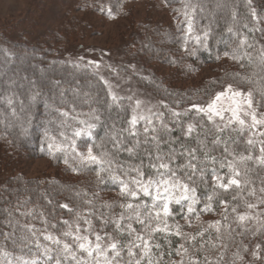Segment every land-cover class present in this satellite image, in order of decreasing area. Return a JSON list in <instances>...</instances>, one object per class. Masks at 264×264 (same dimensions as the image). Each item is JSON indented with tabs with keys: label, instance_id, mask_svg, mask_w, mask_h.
I'll list each match as a JSON object with an SVG mask.
<instances>
[{
	"label": "trees",
	"instance_id": "1",
	"mask_svg": "<svg viewBox=\"0 0 264 264\" xmlns=\"http://www.w3.org/2000/svg\"><path fill=\"white\" fill-rule=\"evenodd\" d=\"M162 1L168 6L174 4V14L167 12L168 23L159 18L143 25L142 35L135 34L132 39L137 47L130 54L139 66V71L132 75L133 80L159 99L165 112L133 125L131 107L124 98L116 99L120 113L110 117L114 112V98L105 90L104 81L98 75L87 76L76 65L69 70L82 72L78 81L94 85L90 89L91 103L81 94L70 95V91L56 97L53 92L57 88L47 78L35 83L34 92L26 84H13V87L0 84V145L13 148L15 153L21 146L23 150L27 148L56 158L64 173L73 175L66 179L67 184H58L66 185L59 189L61 194L55 188L21 184L22 174L0 178V264H5L3 252L23 259L49 254L47 264L57 261L102 264L96 262L94 255L80 250L75 239L87 236L96 243L97 235L102 246L117 244L118 257L109 264H127L124 260L132 259L127 258L129 252L137 253L145 241L153 246L155 264H178L180 256H186L191 250L196 254L184 264H252L244 262L248 256L239 261L235 258L241 252L248 255L257 245L261 255L256 264H264V129L257 138L263 140L260 146L248 137L246 130L227 127L222 131L219 123L198 110L205 99L226 83L250 90L264 108V0ZM86 2L88 6L106 3L110 7L105 11L107 15L112 14V8L118 11L124 4L123 0ZM241 24L245 26L239 28ZM28 47L31 48L28 53L35 58L50 62L49 66L40 64L43 73L57 63L71 64L63 59V49L58 45L34 42ZM152 55L158 57L160 65L178 69L171 74L158 73L148 65ZM3 59H0L1 73L14 64L11 62L5 67ZM209 65L215 66L213 77L195 86L179 83L191 81L196 72ZM58 75L67 79L65 84L72 83L70 72L59 71ZM15 79L14 75H0V83H15ZM27 102L39 108L30 113ZM24 125L28 138L21 139L23 136L19 138L17 132ZM105 126L125 131V134H116L119 143L115 150L106 140ZM77 131L81 133L79 136L75 135ZM132 137H137L142 144L132 148ZM84 146L90 147L101 161L82 160ZM12 154L6 155L8 161H14ZM161 162L168 163L169 169L158 171ZM160 172L165 173V179L173 178L174 172V178L190 180L195 188V203L181 200L180 204H169L170 215L165 217L162 208H152V199L142 191L137 199L122 193L121 181L135 190L137 186L131 183L134 179L146 183L149 179H159ZM214 176L224 180H214ZM229 178L237 179L239 184L227 190L220 188L219 183H227ZM49 197L54 200L56 210L49 208ZM22 200L35 210L14 209ZM190 203L191 213L188 212ZM128 204L133 208L129 209ZM36 210L41 211L43 224L32 223L27 217ZM156 211H160L159 218ZM256 211L261 213V221L254 227L251 214ZM64 212L72 217L62 215ZM137 212L144 224L137 220ZM218 215L224 218L221 225L213 219ZM201 216L209 219L200 220ZM241 216L245 219L241 220ZM86 219L88 222L84 223ZM17 225L22 227L21 235L4 228L13 229ZM64 244H69L72 251H66Z\"/></svg>",
	"mask_w": 264,
	"mask_h": 264
},
{
	"label": "rangeland",
	"instance_id": "2",
	"mask_svg": "<svg viewBox=\"0 0 264 264\" xmlns=\"http://www.w3.org/2000/svg\"><path fill=\"white\" fill-rule=\"evenodd\" d=\"M123 3L121 9L115 11L112 10V8V14L108 13L107 15L105 11L109 10L108 8L110 7H108L106 3L105 5L88 6L86 0H0V59L4 58L2 62L5 67L9 66L11 62L14 63L13 66L6 68L2 73L0 72V75L4 73L7 76L14 75L16 78L15 83L2 81L0 83L1 86H4L2 84H6L9 85V87H13V84L17 86L18 84L23 86L26 84L34 92L35 83L40 79L43 80L47 78L57 88V90L53 92L56 97L60 98L64 92L69 93L70 91V95L74 96L81 94L84 96L83 98L85 101L91 103L92 96L90 94V89H93L94 85L92 83L91 86L89 84L84 85L78 81V76L82 72H80L79 69L69 70L71 66L76 65L78 68H83L87 76L93 77L94 75H98L105 83V90H108L113 98L115 97V100H112L114 112L109 115L110 117L114 116V113H120L117 101L124 98L129 101L132 111V120L133 118H136V121L142 120L141 117H143V119H148L158 113L160 114V112H165L163 110V103H161L159 99L152 97L149 92L145 90L146 88H141L140 85L133 80L132 75L139 71V66L135 62V59L131 57L130 53L137 47V45L132 43L134 41L132 39L135 34L139 36L142 35L144 29L143 25L146 26L147 24L158 21L159 18L164 19L163 23H168L169 18L167 12L169 15H173L172 9L175 6L174 4L168 6L162 0H123ZM244 26V24H241V26L239 25L238 27ZM34 42H46L49 46L58 45L62 47L64 52L63 59L71 64H67L66 62L67 65L63 62V64L57 63L55 66L53 65L50 69H47L49 70L48 72L43 73V71L39 69L40 64L42 63L49 66L50 62L48 60H41L42 58H35L32 53H28L29 49H31L28 46ZM9 53L14 54V56L9 57ZM147 61L149 67L155 68L158 73L171 74L178 69V67L160 65L158 57L154 55ZM214 68V65L205 66L193 75L191 81L188 82L183 80L179 83L187 86L198 85L208 77L216 75L213 71ZM59 71L70 72L72 74V80L70 79L72 83L69 85L65 84L67 79L64 78V80L60 77V75H58ZM33 73H36V75L33 76ZM177 81L176 84L180 85ZM229 86H231V91H227ZM222 92L226 93V97H222L220 101V105H223L225 109V111L222 112L223 118H221V116H213L212 120L220 124V129L222 131L226 130L227 127L236 130H246L248 132V137L254 139L256 142L258 141V144L261 146L263 140L257 138L260 137L264 129V123L253 125L252 115L255 114L257 120L264 121V108L260 107L261 104L257 101V98L253 97L254 95L250 90L241 89L235 85L226 83L223 87L214 91L211 96L205 99L203 105H199L198 109H205V111L201 112H204L209 117L210 114L206 111L208 104L213 101L218 93ZM234 92H240L242 95L235 97L233 101L231 97ZM45 93L51 95V92L48 90H46ZM249 99L251 100V107L248 106ZM220 105H218V107ZM26 107L30 113L33 111L35 112L39 108L38 105L32 102H27ZM230 108L238 109L237 114L239 118L245 121L243 125L232 118V112L227 110ZM16 120L20 122L19 119ZM112 126H108V128L105 126L104 132L107 134L108 138L106 140L108 142L110 141V146L113 148L112 150H115L118 148L119 143V140L115 138L116 134L121 132L125 134V131ZM25 127L26 125L18 128V137L20 138L23 136L21 139L25 137L28 138ZM130 144L133 146L132 148H135L142 143L138 142L137 137H132ZM89 148L90 147L86 146L82 148L83 155H81V157L87 156ZM13 152V148H6L0 145L1 179L7 176L14 177L18 174H22L24 176V181L21 180V184H23L22 182H26L27 185L33 186L36 184L39 188H55L56 191L61 194L62 190L59 189L66 185L62 187L61 185L58 186V184H67L68 181L66 179L73 176L64 173L63 166L57 164L56 158L48 155L42 156L36 154L33 150H27V148L23 150L21 146L18 152ZM10 153H13L14 161H8L6 155ZM201 162H203V160H201ZM171 179L173 178H170V180ZM174 180L178 181L180 184H187L189 189H195L190 180L188 182L180 178H174ZM151 190L153 195H155V188ZM97 192L99 193L100 191L98 190ZM183 194L182 188H171V200L169 204L175 203V199H179ZM189 195L191 196V192H189ZM98 196L101 198L103 197L99 194ZM195 196L196 193L194 194V199ZM48 200L51 202L50 205L48 204L49 208L51 210H56L54 200L50 197ZM20 202L21 204L19 206L15 205L13 208H19L20 210L34 208L33 206L24 204L23 200L19 201V203ZM13 208L9 209V212H11L10 210H13ZM40 212L41 211L36 210L32 215L30 214L27 217H29L32 223L38 221L43 224L44 221L42 213ZM260 214L259 211L251 214L253 220L252 225H254V227L260 224ZM62 215H67V213L64 212ZM3 217H5V215ZM66 217L71 218L72 215L68 214ZM201 217H199L200 220L209 219L207 216ZM214 217V220H218V225H221V222L224 220L222 215ZM87 220L88 219L84 220V223L88 222ZM66 225L67 222L63 224V227ZM15 227L16 228L13 229L8 226L4 228L7 232L21 235L22 227L20 225ZM95 244L96 243L92 242L93 247ZM108 246L109 245H101V247L105 249L103 253L93 252L96 262L109 264L113 258L118 257L117 252L112 251ZM152 247L151 243L147 242V247H145L144 243L137 253H131L127 257H132V259L124 260V262L127 264H131L132 262V264H155L156 256ZM256 248L257 247L251 248L248 255L243 252L239 253L235 259L239 261L248 256L247 260L245 258L244 262L256 264L259 262V255H261V252ZM69 250L72 251L70 245ZM253 253H256V255H253ZM195 254L194 250L188 251L186 256H180L178 264L186 263L188 257H194ZM1 256L5 264H25V262H28V264H32V262H35V264H47L50 255L43 254L38 257L23 259L15 254L3 252ZM196 259L197 258H195V260ZM197 261L198 259L196 262Z\"/></svg>",
	"mask_w": 264,
	"mask_h": 264
},
{
	"label": "snow or ice",
	"instance_id": "3",
	"mask_svg": "<svg viewBox=\"0 0 264 264\" xmlns=\"http://www.w3.org/2000/svg\"><path fill=\"white\" fill-rule=\"evenodd\" d=\"M227 91H231V86H229V89ZM242 94L240 92H234L232 93V99L233 101L235 100V97H239ZM222 97H226V93L222 92V93H218L215 98L213 99V101L208 104L207 106V113H209V119L211 120L213 116H221V118H223L222 116V112L225 111V109L223 108V105H220V101ZM115 99V97H114ZM139 103V102H138ZM218 105H220L218 107ZM248 106L251 107V100L249 99L248 101ZM199 111H205V109L200 108L198 109ZM230 110L232 112V118L234 120H237L241 125H243L245 123V121L243 119H240L237 112L238 109H227ZM178 115V114H177ZM141 119H143V117H141ZM136 123V118H133L132 120V124L135 125ZM252 123L253 125H256L258 123H264V121H260L257 120L255 114L252 115ZM93 127V125H89V128ZM192 128L191 126H189V132H191ZM81 133L79 131H77L75 133V135L79 136ZM249 143H251V141H249ZM52 145H49V148H51ZM129 151H131V149H129ZM262 151H264V149H262ZM82 160L84 161H88V162H100L101 158L97 157L96 155H93L92 149L89 148L88 149V153L87 156H82L81 157ZM159 159V157H158ZM223 167V165H221ZM153 168H157V165L153 164L152 165ZM193 168H195V165H192ZM231 167V166H230ZM160 169H169V164L168 163H163L161 162L158 165V171ZM140 175L142 176L143 174L140 173ZM173 179H165V173L160 172L159 179H149L146 183L142 182L141 180H136L134 179L131 183L135 184L137 187L134 190L132 187H130V185L128 183H124L123 181H121V183L123 184V187L121 188L122 193H126L128 196H131L133 199H137L139 196V193L142 191L144 196L150 197L153 201V205L152 208L153 209H161L162 208V212L163 215L165 217L170 215V208H169V201L171 200V195H170V189L171 188H176V187H180L183 189V195L179 198V199H175V203L176 204H180L181 200H190L192 201V203H195V199H194V194H195V189H189L187 184H180L178 181L174 180L175 177V173L173 172L172 174ZM236 175H239V173H236ZM113 179H118V177H113ZM214 180L217 181H223V177L220 176H214L213 177ZM239 181L235 178H229L227 180V183H219V187L223 188L225 190H227L229 188V186L231 185H238ZM155 188V195H153L151 189ZM189 192H191V196L189 195ZM64 207H67L66 205ZM127 207L129 209L133 208L132 204H128ZM249 207H251V205H249ZM207 210V209H206ZM188 212L191 213L193 212V208H192V204L190 203L188 206ZM156 217L159 218L160 217V211H156ZM136 218L137 220L141 223L144 224L145 221L140 219V213L137 212L136 214ZM241 220H244L245 217L241 216L240 217ZM77 231H79V229H77ZM157 231H159V229H157ZM65 235H68V233H66ZM141 238V237H138ZM46 239H51V237H46ZM75 239L79 242L78 243V247L80 250L86 251L88 253L89 256L93 255V252H101L103 253L105 251V249H103L101 247L100 241H101V237L99 235L96 236V244L93 247L92 242L88 240L87 236H77L75 237ZM142 239V238H141ZM56 243H59V240L55 241ZM64 249L67 251L69 250V245L68 244H64ZM112 251H116L117 249V244L116 243H111L108 246ZM145 247H147V242L145 241ZM257 248H260V245H257ZM47 251V250H46ZM131 254V252H130ZM118 255V253H117ZM253 255H256V253H253ZM25 264H28V262H25ZM32 264H35V262H32ZM57 264H60L59 261H57Z\"/></svg>",
	"mask_w": 264,
	"mask_h": 264
}]
</instances>
